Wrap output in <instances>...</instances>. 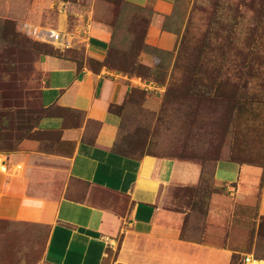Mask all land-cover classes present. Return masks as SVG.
Segmentation results:
<instances>
[{
    "label": "rangeland",
    "instance_id": "374dc122",
    "mask_svg": "<svg viewBox=\"0 0 264 264\" xmlns=\"http://www.w3.org/2000/svg\"><path fill=\"white\" fill-rule=\"evenodd\" d=\"M84 2L0 0V150L41 134L43 57L107 68L127 90L111 107L120 117L118 149L203 169L199 185L173 189L169 209L187 214L181 238L228 250V264H243L246 255L264 261L258 203L235 207L233 190L214 179L220 160L264 167V0H176L160 20V37L151 36L152 10L125 0ZM79 5L96 6V20L113 34L99 61L84 46V19L70 11Z\"/></svg>",
    "mask_w": 264,
    "mask_h": 264
},
{
    "label": "crops",
    "instance_id": "0c3cea01",
    "mask_svg": "<svg viewBox=\"0 0 264 264\" xmlns=\"http://www.w3.org/2000/svg\"><path fill=\"white\" fill-rule=\"evenodd\" d=\"M125 1L153 11L151 36L160 37L176 0ZM79 6L70 11L84 19V46L99 61L113 34L96 6ZM37 65L41 134L0 150V264H228V250L182 239L187 214L168 207L173 189L201 183V166L118 149L111 107L127 93L121 75L51 56ZM214 177L233 190L235 207L258 203L264 216V167L220 160Z\"/></svg>",
    "mask_w": 264,
    "mask_h": 264
},
{
    "label": "built area",
    "instance_id": "2783aa9c",
    "mask_svg": "<svg viewBox=\"0 0 264 264\" xmlns=\"http://www.w3.org/2000/svg\"><path fill=\"white\" fill-rule=\"evenodd\" d=\"M42 34V33H41ZM43 35V34H42ZM41 36V35H40ZM46 38H56L58 39L59 36H55L53 33L48 32V34L43 35ZM243 264H264V261L262 260H257L254 257L250 256V255H246L244 256V260H243Z\"/></svg>",
    "mask_w": 264,
    "mask_h": 264
},
{
    "label": "trees",
    "instance_id": "16d2710c",
    "mask_svg": "<svg viewBox=\"0 0 264 264\" xmlns=\"http://www.w3.org/2000/svg\"><path fill=\"white\" fill-rule=\"evenodd\" d=\"M216 167V166H215ZM204 175V174H203ZM258 260H260V259H258Z\"/></svg>",
    "mask_w": 264,
    "mask_h": 264
}]
</instances>
